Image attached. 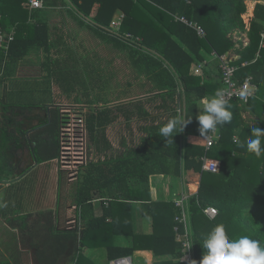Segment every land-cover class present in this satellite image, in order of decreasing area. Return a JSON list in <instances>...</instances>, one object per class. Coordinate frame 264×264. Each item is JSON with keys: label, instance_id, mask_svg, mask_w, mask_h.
Instances as JSON below:
<instances>
[{"label": "trees", "instance_id": "16d2710c", "mask_svg": "<svg viewBox=\"0 0 264 264\" xmlns=\"http://www.w3.org/2000/svg\"><path fill=\"white\" fill-rule=\"evenodd\" d=\"M29 1L0 0V26L4 30L16 29L15 41L8 51L10 59L23 58L34 47L44 48L46 53L53 47L49 43L48 25L40 23L38 19L36 23H31L36 17H30L25 8ZM70 1L81 14L91 20L89 24L80 21L81 26L87 27L98 39L115 50L127 53L133 68L153 84L152 93L156 95L150 102L162 99L165 108L169 107L173 112L170 119L182 116L185 120H192L181 133H173V142L171 138L166 141L159 131L168 122L145 127L142 130L145 136L139 148L109 157L107 154L113 150L107 137L109 126L121 114L127 122L135 117L142 120L149 115L141 101L118 106L117 114L109 107V99H105L103 107L91 106L94 110L86 119L89 139L96 152L107 157L105 161L90 162L83 174L84 179L79 183L74 197L79 224L73 229H62L59 227L58 215L52 211L9 219L10 228L19 232L18 246L21 245L27 253H33L34 264H96L84 255L86 248H106L109 261L130 257L135 251L150 250L156 256L170 254L174 257L172 261L156 264H183L180 262L182 246L177 243L175 235L154 237L139 234L134 237L132 248H119L112 243L105 245V242L114 237L113 230L119 220L117 216L122 213L125 217L127 205L124 204L150 201V183L154 176L180 177L188 171L202 174L199 194L191 197L187 205L197 264L204 252L201 247L203 239L218 224L225 226L230 239L249 235L264 246V190L260 191L264 184V154L256 157L246 147L252 129H264V46H261L264 6H256L248 35L250 44L239 51L241 59L233 61V65L238 68L237 80L243 81L252 76L258 87L257 96L247 105L238 102L228 104L232 119L222 126L218 125L221 129L220 140L206 152L204 148L189 144L188 139L191 136H200L196 120L200 114L198 103L203 97L221 90L222 82L217 80L218 84H215L212 78L197 76L192 69L195 64L203 61L204 50L224 55L235 47L231 35L235 31L246 30L243 16L248 10L247 3L254 0ZM97 5L100 6V12L92 17ZM118 10L125 14L121 36L131 34L139 38L140 41L135 42V47L123 41L112 28ZM176 16H184L201 25L206 30L207 37L199 38L196 31L177 21ZM25 28L29 31L28 35L25 34ZM3 54L1 52L0 62L2 58L5 59ZM245 63L247 65L243 66ZM56 68L61 67L57 64ZM63 69L65 68H61L59 83L70 93L76 85L82 83L77 78L71 82ZM95 101H91V104ZM173 105L175 107L172 109ZM129 107L134 108V112ZM243 110H251L255 114L254 125L244 121ZM61 120L60 110H54L53 125L43 133L55 137L57 153L53 158H60ZM235 136L238 137L237 141ZM241 143L245 147H240ZM232 147L233 154L227 151ZM204 156L220 160V174L205 171L202 173ZM197 183L188 181L187 192H196L199 187ZM97 193H106V198L110 200V206L105 209L101 218L94 213L93 200ZM210 207L218 210L214 219L204 213ZM145 208V216L151 217L155 225L174 227L176 217L181 214L177 207L158 209L149 205ZM180 232L183 233L184 230L180 229ZM17 249L12 261L3 255L0 264H23L21 257L24 253Z\"/></svg>", "mask_w": 264, "mask_h": 264}, {"label": "crops", "instance_id": "0c3cea01", "mask_svg": "<svg viewBox=\"0 0 264 264\" xmlns=\"http://www.w3.org/2000/svg\"><path fill=\"white\" fill-rule=\"evenodd\" d=\"M45 1L48 5L45 9L32 10L29 4H27L25 8L29 12L30 17L31 15L36 17L34 21L31 20V23H36L38 19L40 23L48 25L49 43L53 45L50 52L46 53L44 48L34 47L25 57L16 60L10 59L8 53L0 50V54L3 52V55H5V59L3 60L2 58V62H0V258L4 255L7 259L12 261L13 257L17 254V248H19V251L24 253L21 257L23 264H34L33 253H27L21 245L18 246L19 232L10 228L8 224L9 219L23 215H36L40 212L52 211L55 215H58L59 227L62 229H73L79 224L77 206L75 203L66 209V211L71 212L70 214L68 213L67 215V212L63 213V194L61 193V203L60 189H63L64 193L67 188H71V190H74L75 194L77 193L81 181V179H79L81 175L77 170L80 167L76 166V171H66L60 170L54 165L55 170L53 168H51L50 171L48 170V166L58 163L59 159L53 158V155L57 153L55 137L52 134H43L46 130H50L53 125V112L54 110H59L60 107L56 104L55 96L63 94L67 99L69 97L73 98V95L77 96V87L80 86L83 87V95L85 98L83 97V102L76 98L78 105L89 106L90 109L91 106L93 108L103 107L104 102H106L105 99H109V107L113 109L116 114L118 106H125L130 103L141 101L144 103L143 108L149 116L142 120H138V118L135 117L131 122H127L121 114L119 119L112 125L124 121L126 126H130L133 129L135 125L134 121H136L139 124L138 131L143 134L142 138L145 136L142 131L143 128L168 122L169 120L166 121L163 115H168L169 112H171V109H168L169 107L165 108L164 101L160 98L156 99L155 102H153V104L156 105L152 106V102L149 100L156 95L152 93L153 84L149 82L145 76H140L137 70L133 68L132 64V72L134 75L131 81L141 80L150 86L152 84L151 92L146 91L144 94L140 95V97L136 96L134 98H128V95L122 94L121 96L125 97L122 98L123 100L111 101L110 97L106 94L105 86L102 85H105L106 82V60L97 57V60L92 62L89 57L91 53L89 50L97 49L98 51H96L99 56L101 47L104 49L108 45L98 39L87 27L81 26L80 21L89 24L91 20L81 14L70 0ZM257 1L258 0H254L247 3L248 10L245 14L246 17L254 15L255 8L258 5ZM99 7L100 6L97 5L94 8L92 17L100 12L98 10ZM122 16H125V14L121 10H118L115 14L114 21H117ZM12 29L16 32L15 28ZM25 34H29L26 28ZM246 34L249 35V32H246ZM90 36L94 40H92V38L89 40ZM232 39L235 43V47L226 54L231 56L232 61L240 60L241 56L239 55V51L243 49V46L241 43H236L235 38ZM202 59L203 61L194 65L192 69L193 73L207 79L212 78L215 84H218L217 82L221 81L219 62L214 58L212 53L205 50L202 52ZM57 64L61 68H65L63 72L69 76L71 82H74V78L80 81L79 78L83 76L86 78L84 84L76 85L75 89L68 93L63 89L62 83H59L61 68L57 69ZM23 80L27 82L34 80L36 82V84L31 87V93L33 92L38 98L41 97L42 99L37 106L28 108L22 101L15 98L20 97L18 95L21 93L25 94L23 88L20 86ZM95 80H97L98 85ZM131 84L130 82V86ZM97 87L100 88L95 98V100L98 101L91 100L94 96L93 93L91 95V92L95 90L93 88ZM10 96H13L12 102L9 101ZM208 96L211 97L212 95ZM26 98L29 100V97ZM91 101H95L93 105ZM198 105L199 111H202V103L199 102ZM93 108L91 112L94 110ZM129 110L134 112L135 109L129 107ZM22 114H25L26 117ZM14 117L17 120H14ZM242 117L248 124L254 125L256 123V116L251 110H243ZM111 126H109V128ZM36 127L40 128H37L33 132L30 131ZM216 129L221 137V129L219 126H217ZM142 138L140 142L137 143V147L129 149L139 148ZM237 140L238 137L235 136V141ZM188 143L205 149V141L202 140L200 136H191L188 139ZM111 144L113 150L107 154L109 157L123 155L129 150L128 149L124 153L123 151L117 153L116 146L112 142ZM123 145L126 147L129 144L124 141ZM92 150H95L94 147ZM227 151L233 154L234 148H228ZM96 156L98 157L97 161H105L107 157L97 152ZM211 159L218 161L221 169L220 160L216 158ZM44 160L47 161L43 163L40 162ZM89 164L88 161L86 167ZM83 166L84 168L82 169ZM82 167V173L84 174L86 167L85 165H82ZM64 171L71 172L66 186L64 185L65 178L62 173ZM202 173H204L203 166ZM220 173L221 170L212 174ZM263 177L264 173L262 175V178ZM188 181L192 183L199 182L201 184L202 174L196 173L195 171H188L184 172L180 177L154 176L150 183V201L147 203L133 202L124 204L127 205L124 212L125 217L122 216V213L117 216L119 220L113 230L114 237L109 238L105 242V245H110L112 243L119 248H132L134 237L139 234L153 235L154 237L176 236L174 230L175 224L174 227L165 224L155 225L151 217L145 216V206L151 205L152 208L158 209L175 207L173 201L179 195L188 191ZM262 190H264V184L260 191ZM104 194L105 195L102 193L94 194V213L98 218H101L104 215L105 209L110 206V200L106 198V193ZM65 202L66 201H64V203ZM119 203H121V201ZM129 205L130 207H128ZM74 212L76 215H73ZM116 213L118 214L117 211ZM66 215L67 217L65 219ZM108 222H110V220H108ZM61 223L67 226L62 227ZM81 229L83 230V228ZM84 255L96 264H108L110 262L107 257L106 248L96 250L86 248L84 250ZM130 257H132V259L138 257L143 260L142 264L169 262L174 259L173 255L170 254L156 256L150 250L135 251Z\"/></svg>", "mask_w": 264, "mask_h": 264}, {"label": "built area", "instance_id": "2783aa9c", "mask_svg": "<svg viewBox=\"0 0 264 264\" xmlns=\"http://www.w3.org/2000/svg\"><path fill=\"white\" fill-rule=\"evenodd\" d=\"M258 5L264 6V0H258ZM47 3L45 0H30L29 7L32 10H42L47 7ZM125 16L120 17L117 21L112 23V28L116 33H119V36L122 37L123 41L130 44V46H134L135 42H139V38H135L131 34H125L121 36L120 30L122 23L124 21ZM254 19L253 16H243V21L246 25L245 31H235L232 38H235L236 43H241L243 47H247L249 45V38L246 32L250 31L251 23ZM176 20L180 23L186 25L188 28L196 31L197 35L201 39H205L207 37L206 30L199 24L191 22L187 18L176 16ZM16 32L14 29L10 31L4 30L0 26V50L8 53L11 44L15 41ZM261 46H264V33L262 34V43ZM214 58L219 62V69L221 74V82H222V89L225 92V97L227 103L230 102H238L239 104L247 105L249 102L256 98L257 96V86L254 83V79L252 76L247 77L243 81L237 80L236 74L238 68L233 65V61L230 55H218L216 53L213 54ZM247 64H243L246 66ZM68 112V111H66ZM71 112V110H70ZM87 115H82L80 117L74 118L71 122H66L67 129H63L64 137H68L65 144H62L61 155L58 159V163L61 164V169L66 171H71L73 169H77L76 166L84 165L88 161V145L90 142L89 139V132L87 128ZM61 129V131H62ZM210 139L204 140L205 141V149L206 152H209L220 140V135L217 132V129L212 130L209 132ZM218 162L212 160L208 156H204L202 158L203 163V171L205 172H212L217 173L220 170V163L218 162L216 165V170L214 168V163ZM198 190L193 194L189 192H185L179 195L174 201L175 207L179 208L181 214L176 217V225H175V233H176V241L180 243L182 246V255L180 258V262L183 264H191L192 261H195L194 256V247L192 246L188 249V244L192 241V232L191 226L187 211V205L189 199L193 196H197L199 194V189L201 184L198 182ZM204 213L214 219L218 215V210L210 207L204 210ZM180 229H183L184 232H179ZM109 264H135L132 257H124L115 259L109 262Z\"/></svg>", "mask_w": 264, "mask_h": 264}, {"label": "rangeland", "instance_id": "374dc122", "mask_svg": "<svg viewBox=\"0 0 264 264\" xmlns=\"http://www.w3.org/2000/svg\"><path fill=\"white\" fill-rule=\"evenodd\" d=\"M252 7V6H251ZM91 36L89 37V40H91ZM92 40H94L92 38ZM95 49V48H94ZM97 50V49H96ZM96 50H89L91 53L89 54L90 56V60L92 62H95L97 60V57L100 58H104V60H106V68H107V75H106V82L105 85L102 84L103 86H105L106 89V94L108 97H110L111 101H117V100H123L121 95L125 94L128 95V98H134L136 96H139L144 94L146 91L151 92V86L148 85L147 83H145L144 81H131L132 77H133V72H132V66L130 63V59L128 57L127 53H122L119 52L117 50H115L112 46L108 45L106 46L104 49L101 47V49L99 50L100 55L98 56L97 51ZM80 81L82 84H84V81L86 78H84L83 76H81ZM97 85L98 82L97 80H95ZM23 83H21V87L23 88L24 93L19 94L18 96L20 97H15L17 100L22 101L23 104L25 106H27L28 108L31 106H37V104L40 103V98L37 97L36 94H33V92L31 93V87H33L36 82L30 81L27 82L25 80L22 81ZM27 82V83H26ZM130 82L132 83L130 86ZM78 90L77 92V96L73 95L71 97H69L67 99V97H65V95L63 94H58L55 96V100H56V104H58L59 110L61 115H64V117L62 116V120H63V129H67V125L65 124V120L66 122H71L74 118L80 117L82 115H88L91 112V109L89 108V106H84V105H78L76 102V98L82 100L83 102V97H84V90L83 87L78 86L77 87ZM95 90H93L91 92V95L93 93V97L91 98V100H95L97 94H98V90L100 88H93ZM128 91V92H127ZM127 92V93H126ZM17 96V95H16ZM12 97H9V101L12 102ZM29 97V100L28 98ZM85 98V97H84ZM38 101V102H37ZM25 102V103H24ZM120 102V101H119ZM172 103V102H171ZM150 104V103H149ZM156 104L152 103V106H154ZM172 109L175 107V105L171 106ZM90 109V110H89ZM169 109V108H168ZM29 110V109H28ZM71 110V112H70ZM68 111V112H66ZM172 111V110H171ZM169 112V111H166ZM172 116V113L169 112L168 115H163V117L165 118V120H170ZM135 122L134 128L132 129V127L130 126H126V123L124 121H120L119 123L112 125L107 132V136L109 137L110 141L116 146L117 148V153L119 151H123L126 152L129 148H133V147H137V143L140 142V139L142 138V133H140V131H138V127L139 124ZM63 129L61 131V146L62 144H65L67 141V139H69L68 137H64L63 134H66L63 132ZM125 141V143L129 144L128 146L124 147L123 142ZM93 146L91 145V143L89 142L88 145V161L93 162L96 161L98 157L96 156V152L95 150H92ZM115 153V152H114ZM39 155V153H38ZM87 161V163H88ZM87 163H85V167L87 165ZM54 165H56V167H58L61 170V164L56 163L53 164L52 166H48V170L50 171L51 168H53L55 170ZM80 168H78V172L81 175L79 179L82 180L84 179L83 177V171L82 169L84 168V166L82 167V165H79ZM82 167V169H81ZM72 171H76L75 169ZM63 176H64V185L66 186L68 184V180L70 177L71 172H62ZM28 185V184H27ZM27 188V187H26ZM70 192V193H68ZM63 194V213L67 212L70 214L71 212L66 211V209H68L67 207L71 206L72 204L74 205L75 203V193L74 190H71V188H67L64 193H63V189H60V202L62 203V194ZM73 194V195H72ZM64 201H66L64 203ZM68 205V206H67ZM67 215L65 216V219L67 217ZM73 215H76V213L74 212ZM62 227L67 226L66 224L61 223ZM134 263L135 264H142L143 260L139 259L138 257H135L134 259Z\"/></svg>", "mask_w": 264, "mask_h": 264}, {"label": "clouds", "instance_id": "9594fccd", "mask_svg": "<svg viewBox=\"0 0 264 264\" xmlns=\"http://www.w3.org/2000/svg\"><path fill=\"white\" fill-rule=\"evenodd\" d=\"M203 105V110L196 117L199 125V133L202 140H208L209 132L215 130L218 125L222 126L232 119V114L228 110V103L223 90H216L209 97L205 96L200 101ZM191 119L185 120L182 116L173 117L168 123L160 128V134L168 141L171 138L173 142L174 132L181 133ZM264 129L255 127L252 129L251 136L246 142L247 150L260 157L264 154ZM240 147H245L244 143ZM214 168L216 170V165ZM193 245L188 244V249ZM201 247L203 248V256L199 264H264V246L261 243L250 237L249 235H240L230 239L226 233L223 224L216 225L203 239ZM191 264H197L192 261Z\"/></svg>", "mask_w": 264, "mask_h": 264}, {"label": "flooded vegetation", "instance_id": "af4514ba", "mask_svg": "<svg viewBox=\"0 0 264 264\" xmlns=\"http://www.w3.org/2000/svg\"><path fill=\"white\" fill-rule=\"evenodd\" d=\"M24 117H26L25 116V114H22ZM63 117H64V115H62ZM14 120H17V119H15V117H14ZM61 123H63V120H61ZM63 126V125H62ZM37 128H40V127H36V128H34V129H32V130H30L31 132H33L34 130H36ZM29 131V132H30ZM60 136H61V134H60ZM60 147H61V149H62V146H61V138H60ZM60 155H61V152H60Z\"/></svg>", "mask_w": 264, "mask_h": 264}]
</instances>
